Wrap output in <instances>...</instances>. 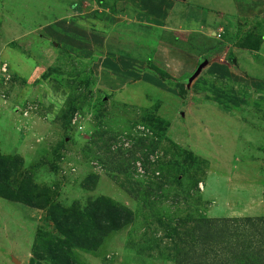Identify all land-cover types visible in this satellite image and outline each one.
<instances>
[{"label":"rangeland","instance_id":"374dc122","mask_svg":"<svg viewBox=\"0 0 264 264\" xmlns=\"http://www.w3.org/2000/svg\"><path fill=\"white\" fill-rule=\"evenodd\" d=\"M230 1L0 0V170L13 160L0 179V264H61L58 241L78 264H238V250L252 252L246 218L264 217V6ZM191 5L213 19L197 28L205 17L187 14L197 36L183 29ZM222 41L180 87L198 66L194 45ZM102 196L135 219L93 250L49 215ZM198 224L211 244L191 238Z\"/></svg>","mask_w":264,"mask_h":264},{"label":"trees","instance_id":"16d2710c","mask_svg":"<svg viewBox=\"0 0 264 264\" xmlns=\"http://www.w3.org/2000/svg\"><path fill=\"white\" fill-rule=\"evenodd\" d=\"M146 26H150V25H146ZM193 34H195L196 36L198 35L196 32H193ZM169 40L171 41V44H173L175 41L179 42L177 39L172 40V37ZM193 41L194 40L188 41V46L192 45L194 43ZM203 41L207 42V40L205 39H203ZM226 43L225 41H222V42H219L217 45L213 44V45L207 46V44H204L199 47H197L195 44L194 47L196 48L198 52L197 55L199 57V61H198V66L196 67V70L193 72V74L197 71L199 65L202 62L204 61L209 62V59L213 54L222 52L224 48L226 47ZM241 44L243 45V47L248 46L245 44V42L244 43L241 42ZM199 53L200 54L202 53L203 55H200ZM229 57L232 60L235 58L234 55H230ZM191 77L187 79H180L177 81V84L179 82V85L181 87L182 83H189V81L191 80ZM12 163H13V160L10 159V162L7 163L8 166L6 168L4 164V168L0 170V179L4 177L5 178L9 177L8 174L12 171L11 170L12 167L10 168ZM175 180L182 182V179H180L179 175L175 177ZM24 184H26V182H24ZM198 184L199 182L195 181V185L198 186ZM11 195L12 197H15L18 199H23L20 196H24L23 193H11ZM23 200L27 201V203H29L32 206H37V207L39 206L35 202H32L33 200L31 199L25 198ZM57 213H60V214L62 213L63 217L59 219L56 216ZM65 213L66 211L62 209L59 205H53L52 209H49V215L55 220L57 228L63 231L64 234L67 235L68 237L71 236L72 241L76 245H78L81 248H85L87 250H93L99 244H101L105 236H107L111 231L118 230L128 225L135 219L134 211L132 209L126 206L125 207L121 206L115 203L110 198H107L104 196L99 197L98 199L93 201L90 209H88L87 212L81 211V210H75L71 214L70 212H68L67 215ZM185 218H184V222L187 221ZM246 220L252 224L251 225L252 227H254L252 230L250 229L252 232L250 231V233H245V237L248 240L249 244L253 245L252 252L249 255L243 256L241 258L242 254L239 253L241 251L237 249L238 252L237 254H235L236 255L235 258L237 260H240L238 264H264V217H256V218L247 217ZM200 221H202L203 225L204 223H206V225H209V226L212 225L211 217L209 218L203 217L200 219ZM65 222L71 223L72 227H74L75 225V230L72 229L71 232H69L68 230H65L63 227ZM183 233L187 235L189 231L185 230L183 231ZM214 237L215 236L214 235L212 236L208 228H205L204 226H201L200 224L194 227V230L191 234V238L194 240V242H198L199 240H202V242L204 241L205 246H207V243L211 244V242L214 241V240L211 241V239H213ZM254 242H257L258 246L260 247V250L257 249V247L254 244H252ZM39 247L40 246L38 245L35 246V252H37L36 248L38 249ZM50 249L52 250V253H53L52 258L54 261L56 260L58 262H61V264H78L77 260H75L73 257H68L66 256L65 252H61V250L63 249L60 250L59 241L51 243ZM34 255L36 256L37 253H34ZM185 261H188V259L186 258ZM191 264H194V263H191Z\"/></svg>","mask_w":264,"mask_h":264},{"label":"crops","instance_id":"0c3cea01","mask_svg":"<svg viewBox=\"0 0 264 264\" xmlns=\"http://www.w3.org/2000/svg\"><path fill=\"white\" fill-rule=\"evenodd\" d=\"M151 1H153V3H155V2H164V1H167V3H168V6L170 5H173V3L175 4V2H176V0H151ZM233 1L234 0H232V1H230V2H227L228 4L227 5H230L231 3H233ZM256 2H258V1H260V2H262L263 3V6H264V1H261V0H255ZM179 2V1H178ZM247 2H250V0H248ZM244 5H246V1H244V3H243ZM168 6H166L167 7V9L169 10V8H168ZM250 10H253L252 8H253V6H252V4H249V5H246ZM195 7H197V9H195ZM184 8H187V9H185L184 10ZM184 10V12H186L185 14H182V16L184 17V20L182 21L183 23H186L187 25L190 23V25L188 26V27H184L183 29L184 30H192V32L194 31V32H196L197 31V28H200V27H209V26H212L211 24H213V19L210 17L211 15H209V13H207V11L204 9V7L201 9V7L199 8L198 6H193V5H191V6H183L182 7V11ZM202 10V11H201ZM168 12L169 11H167V10H161V13H160V15H162L163 17H165L167 14H168ZM177 12H179V11H177ZM201 12L203 13V15H201ZM258 12V11H257ZM183 13V12H182ZM188 13H191L190 14V16H194V17H196L197 18V20L199 21V18L197 17V16H200V17H205V20L203 21V22H200L199 23V27H197L196 28V24L195 25H193L194 24V20L193 21H191V18L189 17V16H187V14ZM142 14V16H144V17H142L141 15H139V17H141V24H144V25H149L150 23H148L149 21H147V20H155V18H153L152 17V15L150 16V14L148 13L147 14V11H145V12H143V13H141ZM144 14V15H143ZM158 14V13H157ZM179 14V13H178ZM148 15V16H147ZM221 15H224V14H221ZM232 16H234V15H232ZM225 17H230L229 15H224L223 16V18L221 19L222 21L225 19ZM147 21V22H146ZM150 21V22H151ZM155 23H157V22H155ZM152 24V23H151ZM151 26H153V25H151ZM30 264H33L31 261H30Z\"/></svg>","mask_w":264,"mask_h":264},{"label":"water","instance_id":"95a60500","mask_svg":"<svg viewBox=\"0 0 264 264\" xmlns=\"http://www.w3.org/2000/svg\"><path fill=\"white\" fill-rule=\"evenodd\" d=\"M233 62L236 63V59H235V58L233 59ZM207 64H208L207 61L202 62V63L199 65L197 71L192 75L191 80H192L193 78H195L196 76H198V75L200 74V72L202 71L203 67H205ZM191 80H190L189 82H191ZM14 261H15L17 264H20V263H21V262H20L18 259H16L15 257H14Z\"/></svg>","mask_w":264,"mask_h":264}]
</instances>
